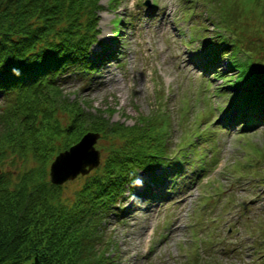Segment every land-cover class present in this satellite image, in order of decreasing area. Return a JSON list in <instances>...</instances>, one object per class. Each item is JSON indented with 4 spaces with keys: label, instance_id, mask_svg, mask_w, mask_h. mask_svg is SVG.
<instances>
[{
    "label": "trees",
    "instance_id": "trees-1",
    "mask_svg": "<svg viewBox=\"0 0 264 264\" xmlns=\"http://www.w3.org/2000/svg\"><path fill=\"white\" fill-rule=\"evenodd\" d=\"M100 7V0H0V264H114L106 220L122 211L128 186L145 172L139 195H158L166 177L189 163L161 139L171 125L167 111L126 124L63 93L67 78L86 77L117 51L113 38L90 57ZM220 16L213 34H205L203 17L197 24L195 61L210 81H224L217 87L231 100L221 122L249 132L264 125V29ZM59 109L70 117L65 125ZM88 129L110 143L99 167L68 195L71 180L53 182L50 163Z\"/></svg>",
    "mask_w": 264,
    "mask_h": 264
},
{
    "label": "rangeland",
    "instance_id": "rangeland-1",
    "mask_svg": "<svg viewBox=\"0 0 264 264\" xmlns=\"http://www.w3.org/2000/svg\"><path fill=\"white\" fill-rule=\"evenodd\" d=\"M100 3L90 57L103 43L114 45L113 38L117 51L86 77L67 78L63 93L126 124L167 111L171 125L163 127L161 139L189 162L181 175L166 177L158 195H139L145 172L128 186L122 211L106 220L114 264H264V125L239 132L228 118L221 122L222 108L231 100L217 87L224 81H210L195 61L202 17L208 35L221 14L232 23L264 29V0ZM226 62L224 56V70ZM57 115L63 125L70 119L60 109ZM160 121L167 124V116L160 114ZM87 131L100 134L99 164L90 173L103 162L110 140ZM196 169L204 174H193ZM84 176L68 181L65 193L71 195Z\"/></svg>",
    "mask_w": 264,
    "mask_h": 264
},
{
    "label": "water",
    "instance_id": "water-1",
    "mask_svg": "<svg viewBox=\"0 0 264 264\" xmlns=\"http://www.w3.org/2000/svg\"><path fill=\"white\" fill-rule=\"evenodd\" d=\"M99 132L87 131L69 147L59 151L50 163V178L55 183H63L87 174L99 164L100 150L95 146Z\"/></svg>",
    "mask_w": 264,
    "mask_h": 264
}]
</instances>
